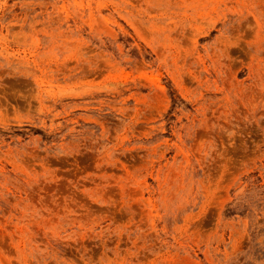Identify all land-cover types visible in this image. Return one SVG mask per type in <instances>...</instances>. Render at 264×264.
<instances>
[{
  "label": "rangeland",
  "instance_id": "rangeland-1",
  "mask_svg": "<svg viewBox=\"0 0 264 264\" xmlns=\"http://www.w3.org/2000/svg\"><path fill=\"white\" fill-rule=\"evenodd\" d=\"M0 264H264V0H0Z\"/></svg>",
  "mask_w": 264,
  "mask_h": 264
}]
</instances>
